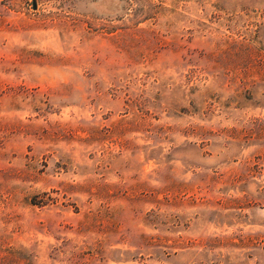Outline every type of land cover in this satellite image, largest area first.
Here are the masks:
<instances>
[{
    "label": "rangeland",
    "instance_id": "1",
    "mask_svg": "<svg viewBox=\"0 0 264 264\" xmlns=\"http://www.w3.org/2000/svg\"><path fill=\"white\" fill-rule=\"evenodd\" d=\"M0 264H264V0H0Z\"/></svg>",
    "mask_w": 264,
    "mask_h": 264
},
{
    "label": "water",
    "instance_id": "2",
    "mask_svg": "<svg viewBox=\"0 0 264 264\" xmlns=\"http://www.w3.org/2000/svg\"><path fill=\"white\" fill-rule=\"evenodd\" d=\"M31 4H32V7H34V5H35V2H34V1H32V3H31Z\"/></svg>",
    "mask_w": 264,
    "mask_h": 264
}]
</instances>
